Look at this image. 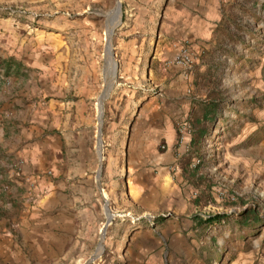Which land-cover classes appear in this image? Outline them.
Returning <instances> with one entry per match:
<instances>
[{
    "label": "crops",
    "instance_id": "1",
    "mask_svg": "<svg viewBox=\"0 0 264 264\" xmlns=\"http://www.w3.org/2000/svg\"><path fill=\"white\" fill-rule=\"evenodd\" d=\"M51 1L0 0V7L40 8ZM21 22L0 14V101L3 93L18 87L12 97L35 99L27 111H20L17 143L37 200L23 214L15 239L0 223V264H88L91 259V264L168 263L173 257L170 248L182 250L186 239L180 233L194 225L192 213L220 203L212 186L216 168L205 153L211 147L209 137L222 127L226 114L206 88L217 82L209 73L221 70L224 55L219 50L226 41L242 39L250 25H264V0L165 1L161 46L153 55L155 66L147 72L156 90L138 98L140 106L127 120L124 143L103 177L92 174L99 164L86 106L91 93L87 80L67 82L63 42L48 36L55 29L29 38ZM184 46L194 56L191 70L170 62ZM57 104L64 105L63 112L57 111ZM184 124L191 133L186 145L178 146V127ZM258 148L263 162L258 168L264 171V141ZM62 149L64 179H36L41 165L52 164ZM198 159L202 163L195 167ZM240 159L246 164L244 157ZM103 191L112 218L98 253L107 221ZM167 212L169 217L157 218L150 228L124 218L138 215L149 223L148 215Z\"/></svg>",
    "mask_w": 264,
    "mask_h": 264
},
{
    "label": "rangeland",
    "instance_id": "2",
    "mask_svg": "<svg viewBox=\"0 0 264 264\" xmlns=\"http://www.w3.org/2000/svg\"><path fill=\"white\" fill-rule=\"evenodd\" d=\"M165 1L54 0L37 8L42 13L39 20L21 22L29 38L55 29L48 36L56 35L58 42H63L68 57L67 82H88L91 93L86 106L91 113L99 164L93 168L94 176L106 175V166L123 145L127 120L140 106L138 98L156 90L153 77L151 82L147 72L150 66H155L153 55L161 46L160 22ZM118 4L120 20L110 37L113 60L118 65L117 77L101 103L105 88L106 32L117 23ZM219 52L224 55L222 68L209 73L217 82L206 88L219 100L226 116L222 118V127L209 137L207 146L211 147L206 148L205 156L211 155L216 168L212 170L215 174L212 186L220 203L217 208L208 203L204 211L192 213L194 225L180 233L186 239L182 250L170 248L173 257L162 264H264V171L258 168L263 164L258 157V146L264 141V25H250L246 36L229 39ZM161 74L156 72L158 77ZM20 89L7 90L0 101V223L5 224L4 233L13 239L24 223L23 214L37 200L24 174L22 145L17 143L21 135L20 111H27L35 99L12 97ZM63 107L57 104V111L63 112ZM58 155L52 164L41 165L36 179L46 178L51 182L64 179L66 152L62 149ZM240 156L246 164L240 162ZM102 193L107 202V191ZM215 214L226 218L213 224H199L196 219ZM156 220L145 223L140 219L135 225L150 228ZM103 241L101 232L98 253L102 252ZM93 262L91 259L88 264Z\"/></svg>",
    "mask_w": 264,
    "mask_h": 264
},
{
    "label": "built area",
    "instance_id": "3",
    "mask_svg": "<svg viewBox=\"0 0 264 264\" xmlns=\"http://www.w3.org/2000/svg\"><path fill=\"white\" fill-rule=\"evenodd\" d=\"M7 14L9 17L13 18H20L22 20L27 21H34L39 20L42 16V13L37 8H31V7H11V6H3L0 7V14ZM171 64L185 69V70H191L194 65V56L191 52V50L184 46L182 47L176 55L171 59ZM191 133V128L189 125H179L178 127V146H185L186 145V137ZM165 147L162 145L161 149H164ZM199 161H196L198 163ZM171 215L170 212L167 213H161L158 216L154 215H148L145 217L149 222H151L155 218H167ZM131 220V223L138 222L140 219H143L144 217H136L133 218L129 214L126 215Z\"/></svg>",
    "mask_w": 264,
    "mask_h": 264
},
{
    "label": "water",
    "instance_id": "4",
    "mask_svg": "<svg viewBox=\"0 0 264 264\" xmlns=\"http://www.w3.org/2000/svg\"><path fill=\"white\" fill-rule=\"evenodd\" d=\"M119 7V11H120V5L118 4ZM112 34V30L110 32H106V45H105V55H106V65L104 68V75H105V88L104 91L100 97V101L101 103L103 102V100L105 99V97L107 96L108 92L111 90V88L113 87L115 81H116V77H117V71H118V65L117 63L113 60V52H112V48L110 45V37ZM106 203V202H105ZM105 210L106 213L109 212V208L107 206V203L105 204ZM111 222V218H109V216L107 215V221L106 224L104 225L103 229H102V234L104 235V230L106 228V226ZM101 250L103 251V243H101ZM97 256V254H96Z\"/></svg>",
    "mask_w": 264,
    "mask_h": 264
},
{
    "label": "trees",
    "instance_id": "5",
    "mask_svg": "<svg viewBox=\"0 0 264 264\" xmlns=\"http://www.w3.org/2000/svg\"><path fill=\"white\" fill-rule=\"evenodd\" d=\"M226 215H221V214H215L213 216H209L207 219H202V218H196L199 222V224H213L215 222H220L221 220L225 219ZM245 222H248V219L244 220ZM244 222V223H245Z\"/></svg>",
    "mask_w": 264,
    "mask_h": 264
},
{
    "label": "bare ground",
    "instance_id": "6",
    "mask_svg": "<svg viewBox=\"0 0 264 264\" xmlns=\"http://www.w3.org/2000/svg\"><path fill=\"white\" fill-rule=\"evenodd\" d=\"M117 11H118V14H117V23L116 24H113V26H110L111 28H110V30L108 31V28H107V31L108 32H110L113 28H114V26H116V25H118V23H119V20H120V11H119V7H117ZM102 196H103V198H105L106 199V197L104 196V194L102 193ZM107 215H109L108 214V212H107ZM111 216H109V218H111L112 217V214H110ZM102 248L100 247V251H102L101 250Z\"/></svg>",
    "mask_w": 264,
    "mask_h": 264
}]
</instances>
